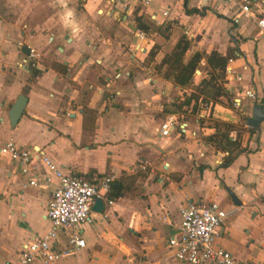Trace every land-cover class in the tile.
<instances>
[{
    "label": "crops",
    "instance_id": "0c3cea01",
    "mask_svg": "<svg viewBox=\"0 0 264 264\" xmlns=\"http://www.w3.org/2000/svg\"><path fill=\"white\" fill-rule=\"evenodd\" d=\"M185 7L203 14L184 13L183 0H0V146L12 138L64 172L111 176L119 186L90 224L76 228L84 246L47 264H182L166 240L187 199L217 202L227 214L216 244L238 260L264 264V128L243 125L252 105L243 92L264 94V37L253 21H232L235 0H185ZM137 16L149 32L134 28ZM181 34L190 43L187 56L233 54L224 68L238 79L223 72L221 85L240 110L209 100L200 114L193 102L187 116L168 112L187 92L162 79L155 65ZM23 47L36 53L32 68L22 62ZM42 60L64 65L65 72ZM200 64L209 70L202 57L194 85L204 78ZM19 94L26 101L10 126L7 112ZM169 114L184 130L160 136L157 128ZM208 120L240 130L243 149L232 151L225 167L219 165L227 152L204 141L213 133ZM46 174L38 166V185L23 186L30 174L21 175L0 154V264H16L19 246L48 229L45 208L55 181L45 182ZM66 236L58 232L56 251Z\"/></svg>",
    "mask_w": 264,
    "mask_h": 264
},
{
    "label": "built area",
    "instance_id": "2783aa9c",
    "mask_svg": "<svg viewBox=\"0 0 264 264\" xmlns=\"http://www.w3.org/2000/svg\"><path fill=\"white\" fill-rule=\"evenodd\" d=\"M146 3V0H143ZM264 0H235L236 7L231 15L234 23L240 19H249L254 22L258 33L264 37V13L261 5ZM163 15L165 12L162 13ZM154 19V16H151ZM142 32L139 34L141 35ZM36 53L29 48L22 62L32 68L35 65ZM224 72L230 78L238 79L229 67ZM243 95L251 103L260 104L264 114V94L258 90H245ZM197 114L210 107V102L198 98L195 103ZM232 108L240 110L239 101L231 100ZM260 123H263L264 120ZM245 127L248 125L243 123ZM183 124L178 122L175 114L167 115L157 128L160 136H168L172 132L183 131ZM228 138L235 141L236 130L228 132ZM0 154L15 162L21 175H29L23 186H36V171L38 166L43 167L47 174L44 181H55V186L50 191V198L45 208V217L48 220V229L30 240L23 242L16 253V264H30L40 260L47 264L51 260L72 254L84 246V239L76 229L83 224H90L93 218L91 205L95 199L111 200L106 198L109 190L111 176L86 179L82 176L64 172L49 157L39 151H30L19 147L12 140L6 139L0 146ZM226 211L217 203L196 202L185 200L178 207L179 222L174 233L167 238L166 246L171 249L175 260L182 264H257L236 259L226 249L216 244L219 229L226 216ZM59 231H67L65 247L56 251L52 243Z\"/></svg>",
    "mask_w": 264,
    "mask_h": 264
},
{
    "label": "trees",
    "instance_id": "16d2710c",
    "mask_svg": "<svg viewBox=\"0 0 264 264\" xmlns=\"http://www.w3.org/2000/svg\"><path fill=\"white\" fill-rule=\"evenodd\" d=\"M253 2V0H250ZM184 13L196 12L203 14V8H191L187 9L185 7V0H183ZM262 12L258 15L264 13V3L261 5ZM135 29L142 33H147L150 28L145 22L139 17L134 18ZM190 49V43L184 34H181L174 45L168 52H165L161 57L159 63L155 65V71L164 80L172 82L174 85L178 86L180 89L189 88L191 91L189 93H184L181 100H177L168 110V112L175 113L178 116L183 115L189 108L190 102L195 103L198 98H201L204 102L209 100L213 102L221 103L219 100L224 97V105L231 107V99L229 90L225 89L221 85L223 78V70L226 61L233 56L231 52L226 53L224 56L216 52H210L204 55L200 52H194L186 55L187 51ZM234 50V49H233ZM232 51V50H231ZM153 52L149 54V57L153 56ZM204 58L206 66L209 68L207 71V76L200 79L199 82L194 85L192 83V76L197 64L201 58ZM42 63L46 67H50L58 72H65V66L54 61L42 60ZM36 70H32V74H35ZM195 109V108H194ZM196 110V109H195ZM194 110V112H196ZM199 124H202L203 120L198 118ZM210 127L213 129V133L210 136L204 137V141L216 148L222 149L227 152L221 160L220 167H225L231 161L233 155L232 151H242L237 139L231 141L228 138V132L232 129L236 130V137H239V128L237 125L230 124L221 120H211ZM253 129V128H249ZM119 195V186H115L112 181L109 184V190L106 193V198L117 197Z\"/></svg>",
    "mask_w": 264,
    "mask_h": 264
},
{
    "label": "water",
    "instance_id": "95a60500",
    "mask_svg": "<svg viewBox=\"0 0 264 264\" xmlns=\"http://www.w3.org/2000/svg\"><path fill=\"white\" fill-rule=\"evenodd\" d=\"M21 50L23 51L24 54H26L28 51L26 47H23ZM25 101H26L25 96L23 94H19L14 100V102L11 104L7 112V119L10 126H14L17 119L21 115ZM263 120H264V114L262 112L261 105L257 103H252L250 115L246 118V124L249 125L250 127L256 128L258 124ZM226 192L230 196L233 204L237 205L240 203L238 200H236L235 196L229 189H226ZM102 208H103L102 200L95 199L93 204L91 205V210L96 213H101Z\"/></svg>",
    "mask_w": 264,
    "mask_h": 264
},
{
    "label": "rangeland",
    "instance_id": "374dc122",
    "mask_svg": "<svg viewBox=\"0 0 264 264\" xmlns=\"http://www.w3.org/2000/svg\"><path fill=\"white\" fill-rule=\"evenodd\" d=\"M198 69H200V71H201V74L205 77V76H207V72L205 71V67H204V65H202V64H200V65H198ZM195 78V80H197L198 79V77H194ZM186 89V92L187 93H189L190 91H191V89L189 90V88L187 87V88H185ZM184 94V93H183ZM182 94V98H183V95ZM231 95H233L234 96V94H232V93H230V96ZM181 100V99H180ZM219 100H221L222 102H224L225 101V99H224V97H221ZM224 104V103H223ZM193 113H196V112H193ZM184 115H186L187 116V114H184ZM207 124H209L210 125V120H208L207 121Z\"/></svg>",
    "mask_w": 264,
    "mask_h": 264
}]
</instances>
